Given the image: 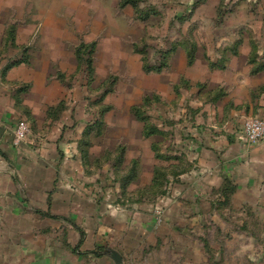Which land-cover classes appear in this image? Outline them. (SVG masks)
I'll list each match as a JSON object with an SVG mask.
<instances>
[{
    "label": "rangeland",
    "instance_id": "1",
    "mask_svg": "<svg viewBox=\"0 0 264 264\" xmlns=\"http://www.w3.org/2000/svg\"><path fill=\"white\" fill-rule=\"evenodd\" d=\"M205 1L0 0V97L8 95L12 103L6 123L10 145L26 144L40 159L41 146L56 142L58 159L81 160L99 200L111 206L135 203L141 211L156 204L153 211H162L165 188L161 195L149 187L154 168L169 175L168 183L175 180L172 173L187 169L182 143L190 138L184 134L205 106H198L200 88L185 77L194 70L174 45L205 43L208 31L195 19L209 11V4L200 8ZM81 44L93 48L78 52ZM167 51V68L145 73ZM196 54L197 49L195 59ZM21 60L28 62L2 77L7 65ZM146 96L149 104L142 106ZM59 103L63 109L49 117V108ZM140 106L162 134L145 137L144 123L133 112ZM22 120L30 134L13 145L11 130ZM132 162L137 178L121 191L119 179ZM239 213L226 212L227 224L218 214L221 229L186 227L177 231L180 236L165 234L138 256L145 264H264V226Z\"/></svg>",
    "mask_w": 264,
    "mask_h": 264
},
{
    "label": "crops",
    "instance_id": "2",
    "mask_svg": "<svg viewBox=\"0 0 264 264\" xmlns=\"http://www.w3.org/2000/svg\"><path fill=\"white\" fill-rule=\"evenodd\" d=\"M205 4L209 11L195 19L208 31L206 44L197 43L189 66L196 72L185 77L224 95L215 104L196 95L198 106H205L192 118L184 134L190 139L182 143L190 168L167 184L160 221L156 204L141 211L135 203L111 206L99 200L81 160L58 159L56 142L41 146L40 159L26 144L11 146L6 123L12 103L8 95L0 97V264H114L109 251L117 252L123 264H145L138 256L145 245L165 234L180 236V228L221 229L219 216L227 224L226 212L249 213L264 226V139L251 145L242 135L245 120H264V70L252 74L264 65V0H206L200 8ZM176 54L186 63L182 47ZM222 59L224 69L209 68V62ZM225 181L233 188L226 204Z\"/></svg>",
    "mask_w": 264,
    "mask_h": 264
},
{
    "label": "trees",
    "instance_id": "3",
    "mask_svg": "<svg viewBox=\"0 0 264 264\" xmlns=\"http://www.w3.org/2000/svg\"><path fill=\"white\" fill-rule=\"evenodd\" d=\"M85 46H83V44H81V46L78 48V52L80 49L82 48H93L92 46H88L86 44H84ZM176 45H179L178 47H182L185 52H186V58H187V65L188 66H191L193 63H194V60H195V51H196V46L194 44H190V46H186V44L181 43V44H175L174 47H176ZM168 53H170L169 51L167 52H164L163 55H162V60L161 62L159 63L158 66L156 67H148V66H145L144 68V71L145 73H160L162 72V70H164L165 68H167L168 66V60H169V57L170 56ZM168 54V55H167ZM232 54H235L234 52H232ZM223 55H225V53H223ZM27 60H21V61H15L9 65H7L3 72H1L2 74V77L5 76V74L7 73V71H9L10 69L12 68H15L19 65H22V64H27ZM226 62V59H222L220 62L218 63H212V62H209V68L210 69H224V64ZM149 68V70H148ZM260 70H264V65H259V67L257 69H254L252 71V74L260 71ZM197 86L200 88V94H202V96L200 97L201 100H204V102L206 103H212V104H215L216 102H218V100H220V98L224 95V92L222 89H217V90H214V91H207V86L206 84H197ZM144 102L145 103V106H148L149 104V98L146 96L142 102V106L144 105ZM142 106H140V108H134L133 112L136 116V118L143 122L144 123V128H143V132H144V135L145 137H148V136H151V135H155V134H162L161 131H159L156 127L152 126V125H149L148 124V119L146 117L145 114H143L140 109H142ZM144 106V107H145ZM63 109V104L59 103L57 106L53 107V108H49L48 110V116L51 117V118H56L53 113H58V111L62 110ZM99 127V122L96 123ZM96 125V127H97ZM88 131L91 132V127L88 128ZM88 132H86L85 135H87ZM83 144V142H82ZM88 145V143L86 144ZM84 144V146H86ZM89 155H88V152H86L85 150L83 151V156H82V159L85 160V159H88ZM155 157L157 159H161L162 158V155H159L156 153ZM120 162V159H118V162L116 164H118ZM137 162H132V167L129 169V171L127 172V175L125 177H121L119 179V182H120V189L121 191H124L126 190V188L128 187L129 184H131L136 178V168H134V165H136ZM187 165V169L185 170H182V171H177L176 173H172L171 176L176 178L177 176L187 172L190 168V164H188V162L186 163ZM169 176V175H168ZM166 172H164L161 168H154V171H153V174H152V179H151V183H150V191L152 192V190L155 191V194H161V195H164L165 194V191H164V188L166 190V186L168 184V181H167V178H168ZM233 192V188L231 187V185L225 181L224 182V186L222 188V195H223V198H224V204H226L228 202V198H229V195L230 193Z\"/></svg>",
    "mask_w": 264,
    "mask_h": 264
},
{
    "label": "built area",
    "instance_id": "4",
    "mask_svg": "<svg viewBox=\"0 0 264 264\" xmlns=\"http://www.w3.org/2000/svg\"><path fill=\"white\" fill-rule=\"evenodd\" d=\"M30 134V127L26 121L17 123L13 132V145L22 143ZM242 135L248 144L255 145L264 139V120L260 118H248L244 121ZM162 211L156 208V220H161Z\"/></svg>",
    "mask_w": 264,
    "mask_h": 264
},
{
    "label": "water",
    "instance_id": "5",
    "mask_svg": "<svg viewBox=\"0 0 264 264\" xmlns=\"http://www.w3.org/2000/svg\"><path fill=\"white\" fill-rule=\"evenodd\" d=\"M195 1H198V0H195ZM3 135H4V128L0 127V141L3 137ZM109 256H110V259L113 261L114 264H123L122 259L117 252L109 251Z\"/></svg>",
    "mask_w": 264,
    "mask_h": 264
}]
</instances>
